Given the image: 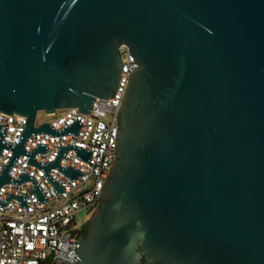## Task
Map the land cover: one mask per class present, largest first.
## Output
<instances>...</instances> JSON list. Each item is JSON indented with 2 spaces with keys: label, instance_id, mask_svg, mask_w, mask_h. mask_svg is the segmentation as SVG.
Listing matches in <instances>:
<instances>
[{
  "label": "water",
  "instance_id": "1",
  "mask_svg": "<svg viewBox=\"0 0 264 264\" xmlns=\"http://www.w3.org/2000/svg\"><path fill=\"white\" fill-rule=\"evenodd\" d=\"M121 45L136 68L74 264H264V0H0V114L27 118L0 186L57 134L39 111L114 97Z\"/></svg>",
  "mask_w": 264,
  "mask_h": 264
},
{
  "label": "built area",
  "instance_id": "2",
  "mask_svg": "<svg viewBox=\"0 0 264 264\" xmlns=\"http://www.w3.org/2000/svg\"><path fill=\"white\" fill-rule=\"evenodd\" d=\"M119 53L121 79L111 100L95 98L90 115L67 108L47 115L54 117L50 122L36 124L35 118V128L48 124L57 134L39 132L28 136L24 153L8 170L10 181L0 186V264H44L51 250L54 256L50 264H74L79 226L75 213L85 210L90 217L97 207L100 188L112 163L126 79L136 68L126 46L121 45ZM74 125H78L75 132H65ZM26 126V117L0 114V176L21 143ZM39 147L45 150L37 151ZM56 161L57 166H49ZM68 169L79 176L70 177ZM21 176L28 180L17 183Z\"/></svg>",
  "mask_w": 264,
  "mask_h": 264
},
{
  "label": "rangeland",
  "instance_id": "3",
  "mask_svg": "<svg viewBox=\"0 0 264 264\" xmlns=\"http://www.w3.org/2000/svg\"><path fill=\"white\" fill-rule=\"evenodd\" d=\"M59 113L60 112H58L57 114ZM53 118L54 117L52 116H47L45 112L39 111L36 116V124H40L43 122H50ZM88 218L89 215H87V212L85 210H79L75 213V220L77 221V223H79V225L86 223Z\"/></svg>",
  "mask_w": 264,
  "mask_h": 264
},
{
  "label": "flooded vegetation",
  "instance_id": "4",
  "mask_svg": "<svg viewBox=\"0 0 264 264\" xmlns=\"http://www.w3.org/2000/svg\"><path fill=\"white\" fill-rule=\"evenodd\" d=\"M92 215V214H91ZM90 215V216H91ZM89 219V218H88ZM88 233V220L86 221V223H83L81 225H79L76 229V236H77V246H78V240L80 238H85L87 236ZM160 264V263H158Z\"/></svg>",
  "mask_w": 264,
  "mask_h": 264
}]
</instances>
